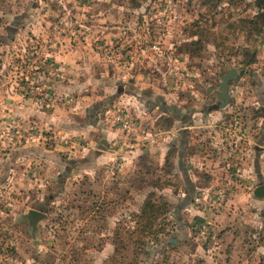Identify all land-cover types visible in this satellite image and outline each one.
<instances>
[{
	"label": "rangeland",
	"instance_id": "374dc122",
	"mask_svg": "<svg viewBox=\"0 0 264 264\" xmlns=\"http://www.w3.org/2000/svg\"><path fill=\"white\" fill-rule=\"evenodd\" d=\"M255 11L252 0H220L215 6L203 0H0V264H264V198L253 197L248 189L241 192L236 184L227 186L231 194L217 209L197 205L199 194L211 196L226 187L212 184L205 192H192L200 214L193 209L175 216L182 185L164 188L170 208L156 221L163 232L157 241L139 233L131 241L124 231L136 228L131 213L150 187L129 194L107 183L112 172L96 171L93 180L73 178L67 170L58 174L40 163L27 165L16 154L28 143L32 126L10 116L5 102L26 77L36 82L39 70L34 67L64 39L93 54L86 56L90 72L83 74L91 83L107 79L114 93L123 86L133 93L136 87L148 99L159 91L168 107L178 105L185 113L227 111V119L216 122L222 126L216 124L217 131L203 128V144L214 151L216 143L222 144L233 155L245 141L231 129L250 131L264 114V36L249 33L239 22ZM195 22L209 32L202 36L203 48L189 55L186 44L196 38ZM254 49V62L244 65L243 52ZM29 54L36 60L31 68L26 65ZM230 67L237 68L238 77L229 83L228 104L219 108L216 91ZM258 99L260 106L253 104ZM234 117L242 119L235 124ZM16 129L23 137L16 139ZM258 183L264 184L263 178ZM29 209L45 214L35 227L24 216ZM202 225L207 227L204 236ZM168 239L178 242L169 245Z\"/></svg>",
	"mask_w": 264,
	"mask_h": 264
},
{
	"label": "crops",
	"instance_id": "0c3cea01",
	"mask_svg": "<svg viewBox=\"0 0 264 264\" xmlns=\"http://www.w3.org/2000/svg\"><path fill=\"white\" fill-rule=\"evenodd\" d=\"M45 34L43 31L42 35ZM63 41L65 44L47 50L63 68L65 80L50 83L46 101L40 102L35 96H24L21 88L12 92L11 99H5L10 116L27 120L32 131L48 137L44 142L33 141L19 148L20 153L16 154L19 159L27 165L33 162L43 164L48 169H55L58 174L64 170L70 171L67 174L73 178L83 175L94 180L96 171L112 172L113 177L107 183L123 186L124 193L132 194L134 189H130L127 181L134 176L139 158L147 156L150 164L160 171L170 153L167 176L171 182L165 188L177 184L184 186L177 193L181 201L173 208L175 216L181 211L193 209L200 214L191 201L193 190L205 192L212 184L223 188L232 175H235L231 177L234 185L239 184L237 187L241 192L251 190L255 197L254 188L262 184L258 183L260 177L264 180V114L255 118L258 127H251V132L247 127L241 128V132L236 127L234 133L245 142H239L237 153L233 151V158L223 159L222 156H226L231 149L217 143H213L216 151L205 147L203 143L207 137L203 128L207 130L213 126V130L217 131L216 124L222 126L216 122L227 119L224 115L227 111L185 113L178 109V105L168 107L159 91H154V98L148 99L139 96L137 91L141 89L136 87H131L133 93H126L124 86L117 87L114 93L112 83L107 79L104 82L93 80L92 83L88 78L83 79V74L90 72L86 56L93 54L78 45L68 46L67 41ZM95 87L99 88L97 92ZM107 94L113 96L110 101L102 99ZM260 103L262 101L258 99L253 104L260 106ZM219 108L222 106L219 105ZM119 112L126 113L135 122L132 143L128 148L121 146L125 135L114 120V114ZM185 117L188 121H184ZM165 118L169 119L168 126ZM241 119L233 118L235 124ZM199 127L201 131L197 129ZM64 139L68 140L67 144L63 142ZM120 146L122 149H119ZM200 182L205 185L198 187ZM185 185L188 186L186 189ZM111 195L106 193L107 197ZM170 242L177 244L178 240L170 239Z\"/></svg>",
	"mask_w": 264,
	"mask_h": 264
},
{
	"label": "trees",
	"instance_id": "16d2710c",
	"mask_svg": "<svg viewBox=\"0 0 264 264\" xmlns=\"http://www.w3.org/2000/svg\"><path fill=\"white\" fill-rule=\"evenodd\" d=\"M216 1L220 0H203V4H210V6H215ZM252 5L256 9L255 13L250 17H240V27L242 29L248 28L249 33L255 32L260 36H264V0H252ZM194 25L195 29L192 35L196 38L190 40L186 44V51L189 55L197 54L203 48L202 36L205 32H209L208 29L198 25V22H195ZM243 54L247 56L242 60L244 65H249L254 62L256 49L251 52L249 50H245ZM172 115L175 116L174 113H172ZM168 121L169 119H164V122L165 124H167V126L170 124V122ZM169 157L170 153L169 155H167V158L164 161V165L162 168H160V171H158V169L154 167V165L150 164L147 156L142 155L139 158V162H137L134 176L129 181V187L137 188L139 190H144L148 187H150V189L145 194L144 199L142 200L139 207H137V210L131 213L133 219H136V221L134 222L136 228L129 231H124V233L128 235L130 240L139 233L141 234L140 236H145L148 238V240L150 239L149 237L155 236L154 239L157 241L158 235L164 230L161 225H156V221L163 215H166L167 211H169L168 209L170 208L165 195L161 193V190L167 187L171 182L170 178L167 176L170 170ZM200 219L201 218H197L196 220L200 221ZM116 235L117 238H119L118 232L116 233ZM167 243L169 245H174L172 242H170L169 239ZM133 244L136 245V242L134 241ZM123 248L124 245L122 249ZM134 253L137 254V252Z\"/></svg>",
	"mask_w": 264,
	"mask_h": 264
},
{
	"label": "built area",
	"instance_id": "2783aa9c",
	"mask_svg": "<svg viewBox=\"0 0 264 264\" xmlns=\"http://www.w3.org/2000/svg\"><path fill=\"white\" fill-rule=\"evenodd\" d=\"M37 54V53H35ZM35 54H29L27 60H26V65H30V68L36 63L35 58L33 55ZM33 64V65H32ZM38 69L39 71L37 72L38 75L35 77L36 82H33L32 79H27L26 77V84L21 88V93L24 96H35L38 101H46V97L48 96L49 88H50V83L53 82H62L65 80V73L63 68L53 60L52 56L50 55L49 52H46L45 54L42 55L40 61H39V66L34 67ZM175 71H173L174 73ZM187 74V73H186ZM179 79V78H178ZM174 81L175 83L179 82ZM114 120L117 123L118 127L124 132L125 138L121 142V146L128 148L131 145V137L134 132L135 128V122L133 119L128 117L126 113L119 112L114 114ZM232 132H235V129H231ZM13 135L16 137V139L23 137V133L19 130L16 129L13 133ZM30 142L36 141V142H44L48 139L47 136H44L39 132L36 133L34 131L29 130L27 132V137H26ZM63 142L66 144L68 143L67 139H64ZM120 146L119 149H122ZM229 155H232V153H228ZM229 168V164H227ZM232 186L234 185V179L231 177L228 179L226 183V187L224 189L218 190L216 193L213 195H198L194 198V201L197 205L203 206L206 209H217L220 207L225 200L226 195L231 192V189H228L227 186ZM231 194V193H230ZM207 232V227L206 225H202L200 228V234L201 236H204V234Z\"/></svg>",
	"mask_w": 264,
	"mask_h": 264
},
{
	"label": "water",
	"instance_id": "95a60500",
	"mask_svg": "<svg viewBox=\"0 0 264 264\" xmlns=\"http://www.w3.org/2000/svg\"><path fill=\"white\" fill-rule=\"evenodd\" d=\"M238 77V70L235 67H230L224 75L221 76V82L219 84L216 94L219 99L222 100L221 106H225L229 102L228 87L229 83L236 80ZM253 195L258 198H264V184L257 185L253 190ZM26 218L30 219L29 222L31 226L35 227L36 223L41 220L45 214L36 209H29L24 215Z\"/></svg>",
	"mask_w": 264,
	"mask_h": 264
}]
</instances>
